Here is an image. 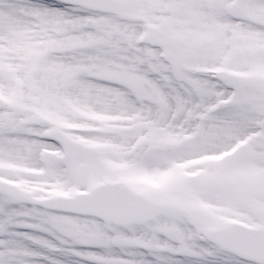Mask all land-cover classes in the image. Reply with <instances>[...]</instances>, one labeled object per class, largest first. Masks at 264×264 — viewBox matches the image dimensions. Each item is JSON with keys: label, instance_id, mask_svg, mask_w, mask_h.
I'll return each mask as SVG.
<instances>
[{"label": "rangeland", "instance_id": "1", "mask_svg": "<svg viewBox=\"0 0 264 264\" xmlns=\"http://www.w3.org/2000/svg\"><path fill=\"white\" fill-rule=\"evenodd\" d=\"M4 1L3 4L0 2V43L4 39L8 45L18 42V49H21L22 45H28L29 42L37 43L42 38L45 42L56 39L55 35L63 33L66 29L61 31L51 25L53 22L44 16V12L49 10H45L44 7H25L16 4L15 0ZM146 1L125 0L129 7L132 8L134 5L149 13L151 10ZM260 14L264 17L263 11H260ZM149 15L152 20L159 23H163L164 16L166 18L168 16V14L158 13L156 6ZM31 19H35L33 24ZM102 19L104 25L100 28H105L107 32L113 30V33L123 31L129 44H132V34L136 35L142 28L140 24L122 22L112 17ZM220 21L221 19L216 17L215 22ZM30 30L33 36L27 37V34L31 33ZM66 31L70 30L67 28ZM200 37L206 39L199 45L196 58L198 63L203 64L225 63L229 48L241 45L239 42L231 44L226 42L217 32L214 34L202 32ZM209 38H215V40L209 41ZM52 45L56 44L52 43ZM46 46L39 48V54L43 56L48 54ZM130 47L132 50L128 55L132 60H140L148 50L144 48V51L133 45ZM124 52L127 50L120 49V57L117 59L126 61L125 59L128 58L124 57ZM234 52L235 61L240 62L237 61L240 48H235ZM149 57L156 58L154 52L149 54ZM260 59L262 60L258 62V73L264 71L262 66L264 57ZM173 64L174 68L178 67L177 75L187 79L193 88L203 90L212 85L204 74L195 73L196 76H193L179 68V64ZM28 65H30L29 62L26 63V67ZM8 79L11 81V77ZM80 80L83 84L76 88V98L87 99L86 95L96 88L91 86V83ZM67 85L72 86L70 82ZM51 89L49 81L37 85V90L41 92H48ZM27 92L28 87H20L12 94L24 95V102H29ZM234 92L235 95L229 103H235L233 106H243L244 113L241 115L237 112L239 110L225 111L216 116L218 117L215 120L216 123L210 124H208L210 119L201 120L197 135L193 137L186 136L187 132H190L187 127L188 121H184L183 125L177 128V122L166 123L165 116L161 113L156 112L151 115L150 110L146 111L132 105V112L135 109L140 111L137 122H146L139 125V128L134 127L131 132H120L122 146L129 145L131 139L135 137H142L140 144L132 147L133 150L125 153L122 150L117 152L101 147L97 151V158L102 160L101 167L96 166L99 160L92 163L75 161L69 163L71 168L67 170V173L64 166L58 165V153L53 152L47 157L45 155L47 170L40 179L48 181L53 179L59 183L57 189L52 192L57 193L62 189L72 191L78 186L91 185L98 179L119 178L122 183L133 189L172 206L169 213L157 217L152 223L133 226L102 225L96 220L45 214L44 221L39 222L41 227L29 218L22 220L23 216H26L22 214L30 213L29 206L15 201L18 196L26 197V194L21 195L12 188L0 185V264H127L132 263L130 258L119 260L116 256L127 253V256L132 257L134 246L140 242L149 247L153 256L167 259L178 255L184 256L183 259H177L178 262L185 260L194 263L190 259V255L194 254L201 259L205 256H213L214 260L226 263L238 262L237 258L221 253L204 238V232L207 229L224 225L227 221L237 218L264 226V133L262 139L250 141L241 152H237V160L232 159L233 157L207 161L203 159L206 153L218 152L228 147L235 139L231 140L230 137L224 136L223 131L226 127L221 115L231 113L230 116L244 126L260 123L264 114L263 96L241 87H235ZM84 102L93 103L87 100ZM52 105L63 112L67 111V107L58 101L53 100ZM119 109L117 105L110 111H119ZM126 110L129 108L126 107ZM151 119L153 120L150 121ZM262 119L264 121L263 117ZM162 125L165 128H161ZM261 125L264 130V122ZM15 127L22 128L24 133L27 131L23 125ZM28 130L32 133L36 132L31 131V128ZM172 139L181 140L178 148H168V142ZM44 148L53 151L55 149L52 144L28 139L27 135L12 139L0 138V159L30 165L37 164L36 153ZM195 159L198 161H194ZM11 175L21 176L18 173ZM33 177L30 175L28 178L33 179ZM19 179L26 181L23 178ZM35 191L43 192V188ZM207 205L217 206L220 211H213ZM29 215L34 216L31 213ZM192 218L196 222L193 226ZM46 223H49L51 227H48ZM70 242L76 244V247L69 249ZM90 244L96 248L89 250ZM164 245L168 247L164 248ZM108 257H110L109 263L101 260Z\"/></svg>", "mask_w": 264, "mask_h": 264}, {"label": "bare ground", "instance_id": "2", "mask_svg": "<svg viewBox=\"0 0 264 264\" xmlns=\"http://www.w3.org/2000/svg\"><path fill=\"white\" fill-rule=\"evenodd\" d=\"M75 8V7H74ZM44 16H45V18H48V19H51L52 21H53V23L55 22V23H57V22H60L61 21V15L59 14V13H57V12H54V11H51V12H44ZM83 17H80V18H78L79 20L80 19H82ZM90 18H92V17H86V19H90ZM70 20L69 22H68V25L69 26H71L72 25V23H74L75 21H78L79 22V20ZM83 21H85V19H82ZM66 24H67V22H65ZM89 32H91V29H88L87 30V32H86V34H89ZM95 36V35H94ZM93 36V37H94ZM23 50L24 49H27V47L26 46H24L23 48H22ZM18 49L17 48H12V51H17ZM147 80H145V82H146ZM141 85L143 86V88H147V84H143V83H141ZM119 91H122V92H124V88H120V90ZM125 100V99H124ZM113 106V105H112ZM111 106V107H112Z\"/></svg>", "mask_w": 264, "mask_h": 264}]
</instances>
